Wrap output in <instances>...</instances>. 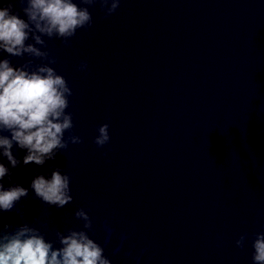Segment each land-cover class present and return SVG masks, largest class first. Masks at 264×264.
<instances>
[{
  "label": "water",
  "instance_id": "obj_1",
  "mask_svg": "<svg viewBox=\"0 0 264 264\" xmlns=\"http://www.w3.org/2000/svg\"><path fill=\"white\" fill-rule=\"evenodd\" d=\"M89 11L92 25L70 44L45 38L81 142L5 179L27 187L37 168L59 166L73 199L57 208L30 189L0 226L27 222L55 240L82 227L74 212L84 208L112 264H253L249 237L264 231V0H121L111 15ZM103 123L110 140L97 147Z\"/></svg>",
  "mask_w": 264,
  "mask_h": 264
},
{
  "label": "clouds",
  "instance_id": "obj_2",
  "mask_svg": "<svg viewBox=\"0 0 264 264\" xmlns=\"http://www.w3.org/2000/svg\"><path fill=\"white\" fill-rule=\"evenodd\" d=\"M14 3L22 5L14 10ZM121 0H0V213L13 209L31 189L35 198L62 208L73 199L71 177L59 166L50 171L35 170L27 187L11 181L12 169L18 165H44L54 160L59 150L78 144L81 137L71 133L72 113L66 111L72 90L65 77L54 67L45 38H57L70 44L76 31L89 28V8L98 5L105 16L119 7ZM22 13V15H21ZM28 57L13 64L10 57ZM38 60L39 62H34ZM87 61L78 65L87 70ZM108 123L97 126V147L110 140ZM66 130L69 134L65 136ZM23 150L18 158L13 147ZM7 161V163H5ZM74 216L82 227L55 232L47 239L39 228L24 222L0 226V264H112L103 247L89 235L92 219L84 208ZM264 228V224L261 225ZM247 234L236 240L243 247ZM253 264H264V231L249 237Z\"/></svg>",
  "mask_w": 264,
  "mask_h": 264
}]
</instances>
